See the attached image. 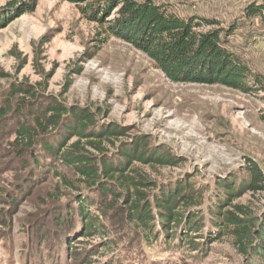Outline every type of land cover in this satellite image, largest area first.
Returning a JSON list of instances; mask_svg holds the SVG:
<instances>
[{
  "label": "rangeland",
  "instance_id": "obj_1",
  "mask_svg": "<svg viewBox=\"0 0 264 264\" xmlns=\"http://www.w3.org/2000/svg\"><path fill=\"white\" fill-rule=\"evenodd\" d=\"M9 1L0 0V8ZM36 1L33 12L0 29V105L13 86L27 83L68 105L100 109L101 124L127 128L120 141L147 137L152 151L179 164L136 165L159 185L189 182L201 190L202 204L192 210L207 217L201 234L208 236L209 206L222 194L218 185L235 181L241 187L252 163L264 175V91L247 94L222 85L171 82L146 54L105 35L103 26L88 19L85 5ZM156 1L183 17L236 27L229 37L231 48L264 77V22L246 13L252 3L264 0ZM116 15L112 11L109 19ZM5 125H0L2 133L11 126ZM14 139L11 133L0 136V264H247L231 236L195 239L189 245L185 239L171 240L158 223L159 236L152 240L120 212L106 217L97 206L90 211L101 217L105 232L83 236L76 201L85 197L96 203L98 193L61 185L53 169H46L48 158L41 152L37 162L30 155L19 156ZM56 168L76 181L71 169L60 163ZM13 198L19 202L16 209L9 203ZM234 203L260 216L264 191L244 192ZM60 216L65 217L63 228Z\"/></svg>",
  "mask_w": 264,
  "mask_h": 264
},
{
  "label": "trees",
  "instance_id": "obj_2",
  "mask_svg": "<svg viewBox=\"0 0 264 264\" xmlns=\"http://www.w3.org/2000/svg\"><path fill=\"white\" fill-rule=\"evenodd\" d=\"M63 1L85 5L88 19L103 26L105 35L121 39L146 54L171 82L222 85L247 94L264 91V77L230 46L229 37L236 27L223 28L217 20L196 15L183 17L169 4L156 0ZM36 3L9 1L0 8V29L33 12ZM112 11L117 15L109 19ZM246 13L264 22V3H252ZM71 84L67 82L64 93ZM100 113V109L68 105L58 97L46 96L35 85H15L10 97L0 105V125L11 124L1 129L8 133L0 131V136L14 135V151L21 157L30 155L37 162L41 152L49 160L46 169H53L61 185L77 191H82L83 186L98 193L96 203L85 197L76 201L83 236L105 232L101 217L90 211L97 206L106 217L108 212H112L110 216L120 212L123 220L143 229L152 240L158 223L171 240L185 239L184 244L189 245H195V239L231 236L247 264H264V211L254 216L244 204L234 203L244 192L264 191V175L257 164L249 165L248 180L241 187H236L235 181L233 185H218L222 194L209 206L212 229L208 236L202 235L207 217L192 208L202 204L203 192L189 182L159 185L136 165L176 167L179 160L152 151L145 136L120 141L127 128L115 123L101 124ZM261 120L264 122V114ZM56 163L71 169L76 181L60 173ZM9 203L18 208L16 199ZM64 219H58L61 228ZM181 232L188 234L183 236Z\"/></svg>",
  "mask_w": 264,
  "mask_h": 264
}]
</instances>
